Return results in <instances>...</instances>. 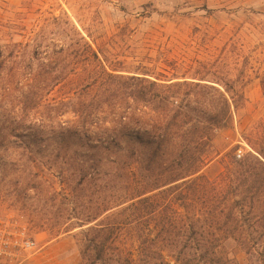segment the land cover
Segmentation results:
<instances>
[{
    "label": "trees",
    "instance_id": "trees-1",
    "mask_svg": "<svg viewBox=\"0 0 264 264\" xmlns=\"http://www.w3.org/2000/svg\"><path fill=\"white\" fill-rule=\"evenodd\" d=\"M65 26L69 42L0 40V134L41 142L42 172L89 191L62 229L79 264H241L234 247L264 264V122L244 153L216 147L245 102L235 81L111 68Z\"/></svg>",
    "mask_w": 264,
    "mask_h": 264
},
{
    "label": "rangeland",
    "instance_id": "rangeland-1",
    "mask_svg": "<svg viewBox=\"0 0 264 264\" xmlns=\"http://www.w3.org/2000/svg\"><path fill=\"white\" fill-rule=\"evenodd\" d=\"M66 22L111 68L162 80L184 75L235 81L245 102L233 127L217 135L216 147L222 153L237 146L238 154L248 150L240 131L264 122V0H0L1 41L69 42L74 37ZM1 137L0 226L23 230L34 247L8 248L0 264H79V229H62L67 215L89 208V191L80 193L76 184H60L42 172L41 142ZM221 170V162H214L205 171L214 177ZM74 205L81 206L72 210ZM262 243L258 252L264 254V237ZM232 254L241 264L261 258L248 263L235 247Z\"/></svg>",
    "mask_w": 264,
    "mask_h": 264
},
{
    "label": "built area",
    "instance_id": "built-area-1",
    "mask_svg": "<svg viewBox=\"0 0 264 264\" xmlns=\"http://www.w3.org/2000/svg\"><path fill=\"white\" fill-rule=\"evenodd\" d=\"M33 247L34 242L25 237L23 230L11 231L0 226V254H5L8 248L30 250Z\"/></svg>",
    "mask_w": 264,
    "mask_h": 264
}]
</instances>
